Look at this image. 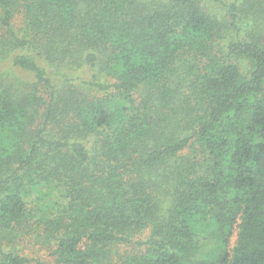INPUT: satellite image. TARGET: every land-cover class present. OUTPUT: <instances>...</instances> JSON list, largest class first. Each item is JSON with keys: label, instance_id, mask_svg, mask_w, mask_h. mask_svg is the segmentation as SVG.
<instances>
[{"label": "trees", "instance_id": "16d2710c", "mask_svg": "<svg viewBox=\"0 0 264 264\" xmlns=\"http://www.w3.org/2000/svg\"><path fill=\"white\" fill-rule=\"evenodd\" d=\"M31 235L264 264V0H0V264Z\"/></svg>", "mask_w": 264, "mask_h": 264}, {"label": "rangeland", "instance_id": "374dc122", "mask_svg": "<svg viewBox=\"0 0 264 264\" xmlns=\"http://www.w3.org/2000/svg\"><path fill=\"white\" fill-rule=\"evenodd\" d=\"M148 236L149 232H145L137 240H145ZM21 246V252L18 249V253L43 261L45 264H53L54 248L52 243L43 241L40 235H31L28 239L26 238L25 241L21 242Z\"/></svg>", "mask_w": 264, "mask_h": 264}]
</instances>
